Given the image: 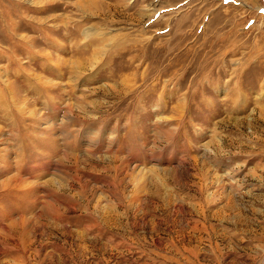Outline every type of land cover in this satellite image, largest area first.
Segmentation results:
<instances>
[{"label":"rangeland","instance_id":"1","mask_svg":"<svg viewBox=\"0 0 264 264\" xmlns=\"http://www.w3.org/2000/svg\"><path fill=\"white\" fill-rule=\"evenodd\" d=\"M0 264H264V0H0Z\"/></svg>","mask_w":264,"mask_h":264}]
</instances>
